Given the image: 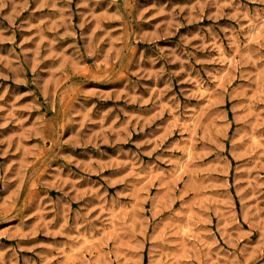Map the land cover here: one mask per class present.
<instances>
[{
	"label": "rangeland",
	"instance_id": "obj_1",
	"mask_svg": "<svg viewBox=\"0 0 264 264\" xmlns=\"http://www.w3.org/2000/svg\"><path fill=\"white\" fill-rule=\"evenodd\" d=\"M0 264H264V0H0Z\"/></svg>",
	"mask_w": 264,
	"mask_h": 264
},
{
	"label": "bare ground",
	"instance_id": "obj_2",
	"mask_svg": "<svg viewBox=\"0 0 264 264\" xmlns=\"http://www.w3.org/2000/svg\"><path fill=\"white\" fill-rule=\"evenodd\" d=\"M261 16H262V15H261ZM261 16H260V17H261ZM262 17H263V16H262ZM257 19H259V18H257ZM257 19H256V20H257ZM250 21H251V20H250ZM253 21H254V20H253ZM254 22H255V21H254ZM254 22H252V23H254ZM252 23H250V25H251ZM254 24H255V23H254ZM254 24H253V26H254ZM258 24H259V23H258ZM255 25H256V24H255ZM251 28H252V27H251ZM256 29H257V26H256ZM249 31H250V30H249ZM249 31H248V32H249ZM251 31H252V30H251ZM253 31H254V30H253ZM220 46H221V45H220ZM220 51H221V50H220ZM224 51H225V50H224ZM224 51H223V52H224ZM223 54H224V53H223ZM225 54H226V52H225ZM226 59H227V58H226ZM223 60H224V57H223ZM223 60H222V62H224ZM231 62H232V61H231ZM229 66H232V65L229 64ZM224 70H225V68H224ZM217 71H218V70H217ZM218 72H219V71H218ZM215 73H216V76H217V72H216V71H215ZM219 73H220V72H219ZM222 74H223V73H222ZM214 76H215V75H214ZM219 76H221V75H219ZM214 78L216 79L217 77H214ZM217 80H218V79H217ZM219 80H221L220 77H219ZM201 84H202V83H201ZM201 84H200V85H201ZM202 86H203V85H202ZM204 91H205V90H204ZM187 145H188V144H187ZM191 145H192V144H191ZM190 147H191V146H190ZM191 148H192V147H191ZM190 150H191V149H190ZM190 150H189V151H190ZM179 164H180V163H179ZM181 164H182V163H181ZM183 165H184V164H183ZM177 167H178V166H177Z\"/></svg>",
	"mask_w": 264,
	"mask_h": 264
}]
</instances>
